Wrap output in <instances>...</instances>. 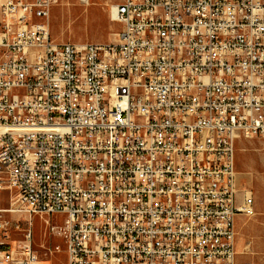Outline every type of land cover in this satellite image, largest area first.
Returning a JSON list of instances; mask_svg holds the SVG:
<instances>
[{"label":"built area","instance_id":"obj_1","mask_svg":"<svg viewBox=\"0 0 264 264\" xmlns=\"http://www.w3.org/2000/svg\"><path fill=\"white\" fill-rule=\"evenodd\" d=\"M58 2L0 0V264H44L35 216L61 217L46 224L66 264H236L264 0H122L116 42L83 44L53 40Z\"/></svg>","mask_w":264,"mask_h":264},{"label":"rangeland","instance_id":"obj_2","mask_svg":"<svg viewBox=\"0 0 264 264\" xmlns=\"http://www.w3.org/2000/svg\"><path fill=\"white\" fill-rule=\"evenodd\" d=\"M122 0H59L51 15V33L55 42L65 44L115 43L122 25L115 21L112 8ZM236 167L240 184L252 191L256 214L247 217L256 221L254 237L249 241V253L254 251L255 264H264V136L239 135L236 143ZM15 196L9 191L1 193L3 201L0 208H10ZM13 216H8L12 219ZM26 228L25 215L14 216ZM61 220V217L43 218L35 216L33 220V246L43 259L44 264H66V256L51 254L56 246L63 249V241L48 232L46 221ZM22 234H11L7 243L13 246Z\"/></svg>","mask_w":264,"mask_h":264},{"label":"crops","instance_id":"obj_3","mask_svg":"<svg viewBox=\"0 0 264 264\" xmlns=\"http://www.w3.org/2000/svg\"><path fill=\"white\" fill-rule=\"evenodd\" d=\"M1 196V194H0ZM3 201L0 197V203ZM256 221H249L243 215H239L236 219V264H255L254 251L249 253V241L254 237L256 229Z\"/></svg>","mask_w":264,"mask_h":264},{"label":"bare ground","instance_id":"obj_4","mask_svg":"<svg viewBox=\"0 0 264 264\" xmlns=\"http://www.w3.org/2000/svg\"><path fill=\"white\" fill-rule=\"evenodd\" d=\"M111 12H112L113 17H115V7L112 8Z\"/></svg>","mask_w":264,"mask_h":264}]
</instances>
